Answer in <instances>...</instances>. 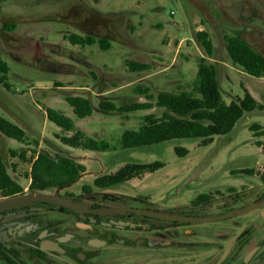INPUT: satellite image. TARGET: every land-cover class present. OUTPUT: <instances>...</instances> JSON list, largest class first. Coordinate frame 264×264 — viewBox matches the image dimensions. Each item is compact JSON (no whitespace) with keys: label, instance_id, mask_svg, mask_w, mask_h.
<instances>
[{"label":"rangeland","instance_id":"obj_1","mask_svg":"<svg viewBox=\"0 0 264 264\" xmlns=\"http://www.w3.org/2000/svg\"><path fill=\"white\" fill-rule=\"evenodd\" d=\"M9 24H15L14 29H7ZM199 30L212 40L214 53L208 60L217 67L223 99L230 102L242 96L243 83L264 105V77L244 73L223 39L224 34L240 33L264 53V0H0V57L9 65L11 84L9 91L0 85V115L27 134L26 141L18 142L0 132V155L14 180L26 190L30 161L45 152L85 166L60 190L76 199L90 192L92 196L84 200L105 201L110 207L220 217L172 223L126 212L105 214L110 229L154 236L153 263L140 250L134 264H264V109L246 112L228 134L215 136L206 146L199 139H173L122 149L118 142L124 129L137 128L144 115L160 116L163 109L124 112L99 106L105 101L116 107L147 100L154 104L159 92L190 91L198 57L205 55L196 38ZM72 32L105 38L110 46L102 50L97 44L72 45L65 38ZM128 60L149 68L132 71ZM74 95L90 101V116L75 117L65 100ZM46 107L73 118L79 129L106 140L112 149L63 144L59 136L70 132L46 118ZM253 124L260 127L253 129ZM175 146L188 153L176 155ZM11 150L25 152L27 159L12 156ZM155 160L164 165L154 172L107 188L93 184L96 177L113 173L126 162ZM201 194L210 199L194 203ZM109 219H127L134 226L118 228ZM160 255H166V263Z\"/></svg>","mask_w":264,"mask_h":264},{"label":"trees","instance_id":"obj_2","mask_svg":"<svg viewBox=\"0 0 264 264\" xmlns=\"http://www.w3.org/2000/svg\"><path fill=\"white\" fill-rule=\"evenodd\" d=\"M15 24L7 25V29H14ZM72 45L85 46L97 44L102 50L109 48V41L97 38L90 34L69 33L65 36ZM197 40L205 52L198 57L195 77L190 91L159 92L154 104L151 101L135 102L121 107L111 102H101L99 106L107 111L118 110L124 112L144 110L158 106L163 109L160 116L153 113L144 115L142 123L137 128L124 129L120 135L119 146L122 149H135L158 144L173 139H199L203 146L210 144L217 135L228 134L237 121L246 113L253 110H262L264 105L258 102L242 84L243 94L230 102H226L220 90L217 78V67L209 62L208 57L213 55V43L205 30L196 33ZM223 39L227 51L237 65L247 74L260 78L264 77V55L256 51L245 39L224 34ZM127 67L132 71L146 70L149 64L136 61H126ZM9 65L0 57V85L6 90L11 89L8 78ZM146 92V89H140ZM148 99L151 96H147ZM76 118L81 119L92 114L90 101L82 96L74 95L65 98ZM46 118L69 134L59 136L61 142L74 148L108 151L112 149L109 142L104 139H95L79 129L73 118L63 114L52 107L44 109ZM260 126L253 124L251 128ZM0 132L18 142L27 140L25 130L10 119L0 115ZM174 152L178 156H185L188 149L175 146ZM12 156L26 160L25 152L11 150ZM29 189L31 191L46 189L55 186H64L74 182L84 171L85 166L77 163L67 156H49L45 152H38L30 161ZM160 160L152 162H126L115 172L98 176L93 184L97 187L107 188L140 176L146 172H154L163 167ZM23 187L8 173L6 165L0 155V195H13L20 192ZM208 194L198 195L194 203H203L209 200Z\"/></svg>","mask_w":264,"mask_h":264},{"label":"flooded vegetation","instance_id":"obj_3","mask_svg":"<svg viewBox=\"0 0 264 264\" xmlns=\"http://www.w3.org/2000/svg\"><path fill=\"white\" fill-rule=\"evenodd\" d=\"M67 186L36 191H31L28 186L26 190L23 188L22 191L13 194L47 193L69 198L81 210L46 201H32L1 210L0 264H118L120 262L134 264L138 262L140 250H142L141 254L148 255V262L153 263L156 245L153 235L148 233L146 236L145 233L110 229L107 216L94 212L110 205L105 201L84 200L86 196H92L90 192L85 193L87 195L84 194L82 200L74 198L70 192H60ZM13 195H0V199ZM125 212L135 214L132 211ZM138 216L177 222L145 215ZM109 222H113V219H109ZM113 224L118 228H120L119 224L130 228L134 226L127 219L117 220ZM141 240L145 243L141 244ZM166 258V255H160L159 260L166 263Z\"/></svg>","mask_w":264,"mask_h":264},{"label":"water","instance_id":"obj_4","mask_svg":"<svg viewBox=\"0 0 264 264\" xmlns=\"http://www.w3.org/2000/svg\"><path fill=\"white\" fill-rule=\"evenodd\" d=\"M32 201H46V202H51L54 204H60L63 206H67L70 208H73L75 210L80 211L81 208L71 199L69 198H64V197H59L55 196L52 194H47V193H29V194H18V195H13L9 197H5L3 199H0V211L13 208L25 203H29ZM94 211V210H90ZM125 211H132L137 215H145L149 217H154L158 219H163V220H168V221H179V222H208V221H213L217 220L220 217H212V218H207V217H202V218H193V217H184V216H178V215H163L160 214L156 211H153L151 209H137V208H132V207H104L97 209L96 213L99 214H106V213H120V212H125Z\"/></svg>","mask_w":264,"mask_h":264},{"label":"crops","instance_id":"obj_5","mask_svg":"<svg viewBox=\"0 0 264 264\" xmlns=\"http://www.w3.org/2000/svg\"><path fill=\"white\" fill-rule=\"evenodd\" d=\"M235 36H239V37H241V38H243V39H245L244 37H242V35L240 34V33H237V35H235ZM256 51H258V52H260L261 54H264L262 51H260L258 48H256L255 46H253L247 39H245ZM213 53H214V51H213ZM243 72L244 73H246L244 70H243ZM261 78V77H260ZM240 83H242V82H240ZM243 84V83H242ZM244 86V85H243ZM245 87V86H244ZM246 88V87H245ZM250 92V91H249ZM251 93V92H250ZM252 94V93H251ZM254 97V96H253ZM258 101V100H257ZM259 102V101H258ZM262 104V103H261Z\"/></svg>","mask_w":264,"mask_h":264}]
</instances>
